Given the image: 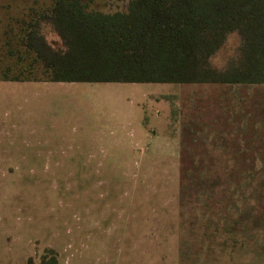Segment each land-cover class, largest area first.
<instances>
[{"label":"rangeland","instance_id":"1","mask_svg":"<svg viewBox=\"0 0 264 264\" xmlns=\"http://www.w3.org/2000/svg\"><path fill=\"white\" fill-rule=\"evenodd\" d=\"M52 4L0 0V68L31 31L61 43ZM1 81L0 264H264V83L76 81L38 127Z\"/></svg>","mask_w":264,"mask_h":264},{"label":"trees","instance_id":"2","mask_svg":"<svg viewBox=\"0 0 264 264\" xmlns=\"http://www.w3.org/2000/svg\"><path fill=\"white\" fill-rule=\"evenodd\" d=\"M95 1L53 0L41 18L61 43L29 32L23 51H6L0 79L264 83V0H129L114 12ZM231 34L239 54L218 68L212 58Z\"/></svg>","mask_w":264,"mask_h":264},{"label":"crops","instance_id":"3","mask_svg":"<svg viewBox=\"0 0 264 264\" xmlns=\"http://www.w3.org/2000/svg\"><path fill=\"white\" fill-rule=\"evenodd\" d=\"M2 81H6V80H2ZM12 82H15V84L21 86L19 91H22L21 94L25 98L24 100L29 99L28 101H24L25 104L30 103L32 101L31 97L27 95V92H33L31 94H34V98L36 101L35 121L37 123L36 126L39 127L40 122L41 124H43V122H45L48 119V116H52L54 114L59 116L60 114L67 112V108H68L67 104L72 101V97H73L72 93H69V89H72L69 87L70 85L69 83L76 81L40 80V81L31 82V80H22V81L10 80L8 81V84ZM19 87L17 89H19ZM8 91L9 93L8 92L6 94L4 93V101L5 99L10 98L9 96L10 90ZM58 104H61L64 107L58 108L59 107L57 106ZM26 108L27 106H24L23 110L25 111ZM62 116L64 115L62 114Z\"/></svg>","mask_w":264,"mask_h":264}]
</instances>
